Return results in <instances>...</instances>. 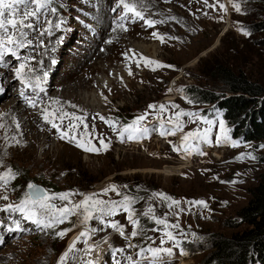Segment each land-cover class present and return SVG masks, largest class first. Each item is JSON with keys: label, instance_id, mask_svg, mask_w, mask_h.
Returning a JSON list of instances; mask_svg holds the SVG:
<instances>
[{"label": "rangeland", "instance_id": "1", "mask_svg": "<svg viewBox=\"0 0 264 264\" xmlns=\"http://www.w3.org/2000/svg\"><path fill=\"white\" fill-rule=\"evenodd\" d=\"M257 1L136 0L145 19L158 21L149 26L131 14L121 20L124 10L117 8L118 0H49L39 19L31 21L35 27L25 29L26 46L0 58V173L11 169L14 174L7 185L0 182V196L8 197L0 199V264H60L74 241L64 264H202L206 252L195 250L192 243H201L210 233L229 235L243 228H229L225 221L247 202L248 189L264 172L258 160L264 144L239 145L228 137L224 121L207 116L206 105L180 92L187 85L219 88L211 75L217 65L241 70L264 87V46L258 42L264 31L254 27L264 19V0ZM227 19L230 27L222 33ZM128 41L146 45L148 53L128 48L118 51L119 58L108 57L110 50ZM126 52L127 57L120 56ZM90 62L98 69L87 74ZM20 63L26 65L21 77L26 83L16 77ZM57 84V97H51L53 92L47 95L48 86ZM160 105H165L164 111ZM180 112L196 115L177 118ZM119 115L135 120L143 115V124L156 129L141 141L121 137L116 128ZM176 123L182 130L174 128ZM205 129H210L207 137ZM172 131L174 135L168 134ZM197 131L199 138L184 141L187 133ZM65 132L68 136L61 139ZM41 135L42 141L29 143V136ZM217 138L223 142L217 144ZM77 141L100 151H86L76 146ZM29 184L39 185L49 196L69 193L68 200L57 196L49 201L56 208L71 207L94 194V199L121 202L129 189L136 190L148 213L143 217L153 226H136L138 235L131 237L134 226L120 208L115 215L103 216L105 223L96 218L81 223L78 210L65 224L37 226L25 218L26 212L7 209L29 198ZM111 185L116 191L104 193ZM200 200L207 207L194 203ZM31 206L34 219L52 223L49 212L39 204ZM156 219L165 220L168 227ZM109 222L122 225L124 235L107 226ZM72 228L62 238L57 235ZM137 245L171 248L172 254L139 258L134 254Z\"/></svg>", "mask_w": 264, "mask_h": 264}, {"label": "trees", "instance_id": "2", "mask_svg": "<svg viewBox=\"0 0 264 264\" xmlns=\"http://www.w3.org/2000/svg\"><path fill=\"white\" fill-rule=\"evenodd\" d=\"M254 27L258 31H264V19L256 22ZM258 42L264 46V38ZM211 75L217 79L219 88L209 90L187 85L180 92V96L194 100L195 104L206 105L204 110L208 112L207 116L218 117L224 121L228 126V137L239 145L248 142L254 146L264 144V87L250 79L243 71L222 65L214 67ZM133 121L135 119L131 117L119 115L116 118L117 132L120 134L121 130ZM138 126L146 131L135 133V138L132 139L134 141L146 139L156 129L153 124L144 125L142 121ZM128 135L125 132L123 137L128 138ZM258 160L264 163V154L259 156ZM137 193L136 190L129 189L124 195L129 197L130 208L135 213L134 218L139 221L137 228L139 230L145 226L152 228L153 224H148L147 219L143 217L146 209L140 203ZM248 194L247 202L235 211L232 219L225 221V226L229 228L236 229L242 226V229L229 235L210 233L201 243H192L195 250L206 252L201 260L202 264H264V172L259 173L256 183L248 189ZM24 201L28 202L22 203ZM121 202H124V198ZM28 204L30 205L26 206ZM23 205L27 215L33 212L28 196L20 199L19 206ZM18 213L21 214V211ZM48 218L52 220L53 225L66 222L56 223L52 216ZM43 219L48 223V219ZM74 230L71 229L72 232ZM199 245L201 247L197 248ZM177 247L183 249L182 245ZM141 249L136 246L134 254L137 257L142 258L150 254L144 249V253L138 256L137 253ZM189 256L191 255H186L185 258Z\"/></svg>", "mask_w": 264, "mask_h": 264}, {"label": "snow or ice", "instance_id": "3", "mask_svg": "<svg viewBox=\"0 0 264 264\" xmlns=\"http://www.w3.org/2000/svg\"><path fill=\"white\" fill-rule=\"evenodd\" d=\"M49 0H0V58H2L4 55L11 53L12 55H15V48L20 47L23 48L26 46L25 41L23 40V37L27 35L25 29H31L35 27V24L31 22L34 19H39V14L41 10L48 4ZM205 3H207V0H205ZM122 7L124 10V16L121 17V20H123L125 17H127L129 14H131L133 17L139 18L141 20H144L146 24L149 26L154 25L155 23H158V21H152L145 19L143 13L138 10V6L136 3V0H118L117 3V8ZM219 7L221 9H224L226 11V8L223 4H220ZM233 7L236 9V11H240V7L238 4L233 3ZM113 11H116V9H113ZM121 28H123V25H120ZM125 31L127 29H124ZM243 31V30H242ZM245 35L248 33L245 32ZM153 35H156L153 33ZM30 43V42H29ZM19 59V57H17ZM148 64H153L157 63L155 61L147 60ZM26 65L25 63H20L19 67L15 70L16 71V77L17 79L21 80V83H26L25 80H23L22 77V70L25 69ZM131 74V73H130ZM21 95L23 96L24 93L21 92ZM27 99V97H25ZM30 105L32 107H35V104H33L31 101H29ZM155 105H149V108H155ZM161 111L165 110V105H160L159 106ZM48 115H54L52 114H46L45 119H48ZM67 115V114H65ZM195 116L196 114L194 113H185V112H180L177 113V118L180 116ZM74 119L80 120V117H73ZM103 119V117H101ZM145 119V116H140L138 117L135 121H133L132 124L127 125L124 127L121 132L120 136L123 137L124 133L127 132L128 139H134V134L141 132V131H146V129H141L138 125L140 121H143ZM210 123V122H209ZM53 127H57L56 124H53ZM70 128L72 127H78V126H73L70 125ZM85 127H87L85 125ZM183 125L180 123H176L174 125V128L176 130H182ZM220 130L221 132L224 131V125L223 122H220ZM210 129H205L204 130V136L207 137L208 132ZM165 132H161V135H165ZM168 134H175V131H172ZM68 136V133L65 132L61 135V139H64L65 137ZM200 133L197 131L196 133H187L183 139L184 141H188L190 137H195L199 138ZM71 139H75V137H72ZM224 140H227V137H224ZM207 142V141H206ZM223 141L220 138H217V144L222 143ZM101 144L103 145V148L106 150L108 148L107 144L103 143V140H101ZM77 147H82L86 151H100V149L95 148V146L92 147H85L82 143L77 141L76 144ZM233 147L237 146L235 142L232 144ZM261 147H264L262 145ZM174 151H179V148L173 149ZM205 153H201L203 155ZM243 157H237V159H242ZM252 159H255V157H251ZM10 178H14V174L12 173L11 169H8L4 173H0V182H2L4 185H7L8 181ZM28 187L30 189L34 188V185L29 184ZM108 191H116V188L114 185L109 186L108 188H105L103 190L104 193H107ZM119 195V193H117ZM69 193H61V194H53L52 196H49L46 193H39L38 191L35 193H30L29 194V200L33 204H39L41 209L46 210L49 212L52 216V218L55 220L56 223H64L70 216L75 215L78 210H82L81 215H82V220L81 223H86L90 219L96 218L100 219L101 223H105L103 220V216H112L117 213L118 208H122L124 212L127 213V220L129 223H131L134 228L133 231L131 232V237H135L138 235V232L135 230L136 226H138L139 221L137 219H134V210L130 208V199L129 197L125 196L124 197V202H118V201H111V202H105L103 200L99 199H94L93 196H85L84 200H82L80 203L77 204H72L71 207L65 205L64 207L61 208H56L55 205L49 203V201L56 199L57 196L60 200H68L69 199ZM164 199H169L168 197H163ZM0 199L7 200L8 197L7 195L0 196ZM28 201H24L22 203H27ZM173 204H179V201H172ZM195 204L202 205L204 207H207V204L205 201L200 200V201H195ZM15 208L16 210H19L23 212L25 209L19 205L13 206L11 204L7 205V209H13ZM152 210L149 209V212ZM96 213H99L100 215L97 216ZM145 215H148V213H144ZM35 212H29V214L25 217L26 219H31L33 220V223L37 224V226L43 225L44 227H52V223H46L43 218L41 219H34L36 217ZM157 224H163L165 227H168L167 223L163 219H156L155 221ZM107 226H110L121 236L124 235V229L123 226L120 225L118 222H109ZM19 227V225H17ZM172 227H179V225H172ZM67 231H71V229L61 231L57 233L58 236L61 238L67 234ZM92 231H96V229H92ZM87 233L81 232L80 236H86ZM167 237L169 240H173L174 236L171 232L166 233ZM79 237H77V240ZM163 242V241H162ZM130 247L132 245H129ZM75 247V241L73 242L72 245L69 246V249L67 252H65L61 257H60V264H64L65 259L68 256V252H71L73 248ZM117 251L122 252L123 249H118ZM144 249H141L137 255H141L144 253ZM147 252H150L153 258H156L159 256L161 252H166L168 255L172 254V249H161V248H149L146 250ZM186 254V253H181ZM128 259L131 261L132 257L129 256ZM154 264V261L152 262Z\"/></svg>", "mask_w": 264, "mask_h": 264}, {"label": "bare ground", "instance_id": "4", "mask_svg": "<svg viewBox=\"0 0 264 264\" xmlns=\"http://www.w3.org/2000/svg\"><path fill=\"white\" fill-rule=\"evenodd\" d=\"M230 24H229V22H228V19H227V21H226V23H225V25H224V28H223V30H222V33L224 32V31H226L227 29H229V26ZM116 44H117V42L115 43V46H116ZM119 45V44H118ZM128 48H135L137 51H139L140 53H148V51H147V46L146 45H144V44H132V43H130L129 41L128 42H126L125 44H121V45H119V46H117L116 48H115V51H114V49L113 50H110L109 51V53H108V57H111L112 55H113V57H117V58H119V55H118V51H120V50H127ZM206 52V51H205ZM205 52H203V53H201V55H203ZM121 57H123V56H128V53L126 52L125 54H122V55H120ZM112 57V58H113ZM95 64V62H90L89 64H88V67L86 68L88 71H87V74L89 73V74H91V73H93L94 71H96L98 68H97V66H96V64ZM88 80V79H87ZM97 80V79H96ZM40 81V80H39ZM100 81V80H99ZM101 82V81H100ZM88 82L87 81H84V84H85V86H86V84H87ZM103 83V82H102ZM101 85V84H100ZM59 87H60V84H57V85H49L48 86V88H47V95L48 94H51V92H53L52 94H51V97H57V96H54V94H56L57 93V91L59 90ZM53 88V89H52ZM55 90V91H52V90ZM59 92V91H58ZM63 98V97H62ZM101 99V98H100ZM78 100L80 101V98H78ZM81 105V104H80ZM13 106V105H12ZM76 106V105H75ZM77 107V106H76ZM13 109V108H12ZM15 112H16V108H14L13 109ZM12 113V112H11ZM16 115V114H15ZM26 125H24V127H23V129H26ZM30 132V131H29ZM42 139H43V136L41 135V136H37V138H34V137H31V136H29V143H31V144H33V143H35V140H37V141H42ZM248 143H250V142H248ZM251 144V143H250ZM246 145V144H245ZM77 236V235H76ZM76 238V237H75ZM74 238V239H75Z\"/></svg>", "mask_w": 264, "mask_h": 264}, {"label": "water", "instance_id": "5", "mask_svg": "<svg viewBox=\"0 0 264 264\" xmlns=\"http://www.w3.org/2000/svg\"><path fill=\"white\" fill-rule=\"evenodd\" d=\"M35 187L34 188H32V189H30V188H28L27 189V191H28V194H30V193H35V192H39V193H41V194H43L44 193V191L42 190V188L39 186V185H37V184H33Z\"/></svg>", "mask_w": 264, "mask_h": 264}]
</instances>
